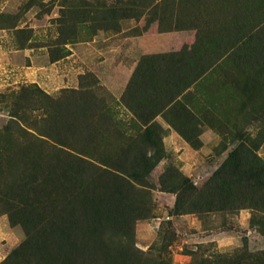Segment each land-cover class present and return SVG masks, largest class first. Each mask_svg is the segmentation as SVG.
Listing matches in <instances>:
<instances>
[{
  "label": "trees",
  "instance_id": "trees-1",
  "mask_svg": "<svg viewBox=\"0 0 264 264\" xmlns=\"http://www.w3.org/2000/svg\"><path fill=\"white\" fill-rule=\"evenodd\" d=\"M158 1L160 27L169 25L161 32L210 29L197 49L158 56L164 64L159 93L173 94L162 116L194 148L204 125L237 142L203 188L170 167L161 189L177 195L176 214L247 208L264 213L259 146L230 126L248 117L247 109L264 96V36L254 33L264 24V9L258 8L264 0H98L84 1L82 8L95 28L117 31L121 21H139ZM94 83L55 98L36 86L24 89L45 117L32 124L33 133L19 119V137L9 133L12 141L0 150L3 213L13 212L25 233L0 264H168L144 258L135 242L136 223L153 216L148 178L165 158L162 128L154 121L158 112L135 114L140 126L134 132L118 119L114 98L99 96ZM132 90L130 84L120 103L129 109ZM252 225L264 235V217H254ZM208 264H264V253Z\"/></svg>",
  "mask_w": 264,
  "mask_h": 264
},
{
  "label": "rangeland",
  "instance_id": "rangeland-1",
  "mask_svg": "<svg viewBox=\"0 0 264 264\" xmlns=\"http://www.w3.org/2000/svg\"><path fill=\"white\" fill-rule=\"evenodd\" d=\"M84 1L95 5L98 0H0V150L12 141L9 133L16 139L19 137L17 123L24 126L20 120H25V125L31 124L28 130L33 133L32 124L45 117L43 110L34 109L35 97L30 92L24 93L28 87L36 86L55 98L65 89L98 82L95 92L99 96L110 95L118 103L115 106L118 119L132 127V131L140 126L135 114H129L128 108L120 104L122 97L115 96L128 79L127 72L110 69L105 62L108 59L114 64L119 59V53L115 55L113 50L121 52L123 45L117 46L126 37L150 35L169 26L160 27V1L139 21H121L117 31L95 28L97 23L82 8ZM258 8L263 10L264 6ZM194 13L208 15V11ZM82 19L88 24L83 25ZM263 26L254 31L259 38L264 36ZM209 30H176L191 37L190 45L184 43L180 52L197 49ZM68 38L74 40L63 43ZM220 112L224 113L225 108ZM247 113L248 117L238 122L231 120L230 126L236 133L255 140L259 146L256 153L264 160V96ZM160 121L165 158L148 178L154 186V211L151 218L136 223L137 250L144 258L162 259L168 264H208L219 257L232 259L264 253V235L257 225H252L254 217H264L263 212L247 208L234 213L176 214L177 195L161 189V178L170 167L190 178L198 189L203 188L237 142L233 144L228 135L204 125L200 147L194 148L163 116ZM3 204L0 196V263L25 240L17 216L13 212L3 213Z\"/></svg>",
  "mask_w": 264,
  "mask_h": 264
},
{
  "label": "crops",
  "instance_id": "crops-1",
  "mask_svg": "<svg viewBox=\"0 0 264 264\" xmlns=\"http://www.w3.org/2000/svg\"><path fill=\"white\" fill-rule=\"evenodd\" d=\"M190 42L191 37H185L184 32L176 30L156 31L150 35L126 37L117 46L123 45L121 52L117 48L113 50V54L118 55L119 53V59L117 58L114 64L113 62H107L108 59L105 63H108L107 67L110 69L120 68L121 71L125 70L128 74V79L124 82L123 88H119L118 94L114 95L120 99L131 84L133 98L129 104L133 110L128 108L129 114L148 115L158 112V116L154 121L161 123L162 114L169 110V107L164 110H161V107L173 98V94L159 93L161 89L159 78L162 75H160V71L161 66L164 64L158 56L179 53L184 50V43L190 45ZM180 98L176 97L169 106L171 107ZM166 125V128H168L169 125L167 123Z\"/></svg>",
  "mask_w": 264,
  "mask_h": 264
}]
</instances>
